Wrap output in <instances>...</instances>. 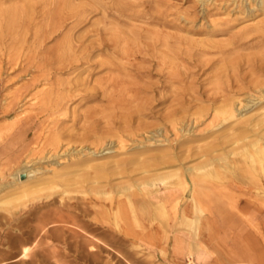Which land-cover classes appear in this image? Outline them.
<instances>
[{
	"label": "rangeland",
	"instance_id": "1",
	"mask_svg": "<svg viewBox=\"0 0 264 264\" xmlns=\"http://www.w3.org/2000/svg\"><path fill=\"white\" fill-rule=\"evenodd\" d=\"M50 1L0 0V184L10 182L12 174L26 162L28 166L48 167L56 159H48L47 156L70 148L80 150L86 146L90 151L96 148L95 138L82 143L78 140L84 131L79 128L77 122L79 115L91 109L99 110L104 106L99 99L81 105H77V102L68 103V113L58 118L47 119L45 113L37 115L36 121L33 122V131L26 138L23 135L20 139L23 124L29 121L27 118L36 116L34 99L41 98V91L50 89L52 81L42 80L36 88L30 87L29 96L24 98L28 93V90L24 92L25 85L31 77L40 75V72L34 69L26 71L19 66L24 65L28 57L38 59L52 55L66 37L80 39L85 43H97L101 33V36L108 40L114 54L111 55V51L106 49L96 51L91 56L92 61L102 63L113 60L121 69L122 75H126V81H131L140 88H147L148 94L141 96L144 101L148 100V108H151L154 114L144 112L136 123L133 134L122 137V143H118L116 136L106 138L97 147H110L104 149L103 153L115 150L114 153L105 155L104 160L107 161L132 156L131 159L136 160L134 172L129 165L127 169H130L116 175L57 176L48 173L44 174L46 178L39 189L34 192L26 191L28 197L8 188L2 190L0 264H162L142 244H135L130 234L131 231H146L159 224L163 227L164 223H160L152 215V208L146 212L140 210L143 196L137 188L138 183L162 172L177 170L185 182V188L175 186L176 190L183 192V198L176 201L170 209L166 206V223L169 226L177 223L178 210L185 205H190L198 216H209L212 212H226L221 218L227 217L229 213L239 214L240 208L236 207V202L242 197L238 192L243 189L249 193L253 191L255 196L249 198L258 202L256 194L259 192L255 189L264 181V167L260 165V157L248 138L252 141L257 137L261 138V144L264 146V122L260 123L264 120L258 121L259 117L264 118V111L261 113V110H258L264 106V15L259 10L249 6L247 1L246 6L250 13L241 14L232 0H225V7L224 0H73V4L78 2L86 7L83 13L84 21L78 28L69 30L70 25L62 27L38 42L34 38L35 33L44 25L39 16L44 11H49L50 7L46 3ZM254 27H258L260 32H252L245 47L230 45L225 52L220 53L218 50L198 45L201 41L227 42L244 29ZM201 50L203 53H199ZM112 73L117 74L110 72L106 67H97L94 70L88 68L82 76L98 80ZM53 76V79L58 81L76 78L75 74ZM16 78L19 79L16 81ZM233 81H236L235 85H239L241 89L222 93V102L219 100L212 105L201 96L202 93L215 95L219 93L220 84ZM250 100L254 103L260 102L259 107L252 108L243 116L246 118L255 113V117L253 114L250 120L240 117L238 111L232 119L224 120L228 117L227 114L222 115L215 111L217 105L220 107L225 101L236 105L237 102L244 104ZM172 110L176 114L173 115ZM256 124L257 126L253 127ZM67 131L71 132V139ZM149 136L152 137L151 140H148ZM137 144L139 147L134 148ZM236 144L241 147L239 151ZM188 145L190 149L187 148ZM233 145L237 148L234 153L231 151ZM197 150L201 151L199 156ZM112 155H116V158H109ZM157 155H165L168 160L163 163L154 161ZM222 155L228 157L227 167L214 163V166L205 168L210 170L211 174H190L192 178L185 172L187 167L204 166L208 159ZM203 159L205 161L202 162ZM67 161L64 156L58 164L53 165L61 169L66 167ZM139 162L142 165H138ZM145 162L149 163V166ZM144 163L149 167H144L149 169L146 170L147 174L150 172L148 175L142 170L144 168H141ZM152 164L157 165L152 167ZM251 164H255L254 167ZM70 168L77 173L81 169L72 166ZM130 171L135 175H131ZM253 173L255 174L251 175ZM89 184L93 185L92 188ZM115 185L116 188H113ZM123 187H127L129 191L119 192ZM97 188L99 189L96 190ZM33 194L39 197L30 199ZM46 194H50L48 198H45ZM262 198L258 204L264 208V194ZM130 204H133L135 212L131 210ZM94 217L104 221L97 223ZM126 233L130 235H125ZM24 249L26 254L18 258Z\"/></svg>",
	"mask_w": 264,
	"mask_h": 264
},
{
	"label": "bare ground",
	"instance_id": "2",
	"mask_svg": "<svg viewBox=\"0 0 264 264\" xmlns=\"http://www.w3.org/2000/svg\"><path fill=\"white\" fill-rule=\"evenodd\" d=\"M72 1L73 0H51L49 3H46V5H49V7H50V8H48L49 11H47V12L44 11V13H42L39 16V17H41V21L43 22L44 25H42L41 30H38L35 33V36H34V38L38 42L41 39H46L49 35H52L53 33L57 32L62 27L65 28L68 25H70L69 30H73V29H75L78 25H80L84 21L83 13L85 12V10H86L85 8L86 7L84 6V4H78V2H77V4H73ZM198 1L202 2V1H206V0H198ZM215 1H218V0H215ZM247 1L249 2V6H251L253 8H256L257 10H259L261 12V14L264 15V0H232V3L236 4L239 13H241V14H245V13L249 14L250 13V11H249L250 9L247 8V6H246V2ZM225 3H226V1L224 0V5H223L224 7L226 6ZM15 20H18V19H15ZM263 24H264V22H263ZM252 32L258 33V32H260V30H259L258 27H254L253 29L246 28L242 32H240V34L238 36H236V35L232 36L227 42H213V41L205 42V41H201L200 43H198V45L203 47V48L205 47V48H209V49L218 50V52L221 53V52H225L226 48L228 46H230V45H235L237 47H239V46H244L245 47L247 45L248 39H249V37H250ZM98 36H99V39H98L97 43H92V42L91 43H85L84 41H82L80 39L73 40L72 37H66L65 40L63 41V43L60 45V47L57 48L55 53H52V55H50L48 57H45V58H38V59L37 58L36 59H34V58L32 59L31 57H28L26 63L24 65H22V66H19V68H25L26 71H30V70L34 69V70H37L38 72H40V75H38L36 77L35 76L31 77L29 82L25 85L24 92L28 90V93H27V95H25L24 98L29 96L30 87H35L36 88L38 85H40L39 83L42 80H47L48 82L52 81L50 89H48L47 91L46 90L45 91L42 90L41 91V95H40L41 98L36 97L34 99V100H36V102L34 101L35 103L33 104L35 106L34 109L37 111L36 112V116L27 118V120H29V121H27V123L23 124V130H22L23 134L21 133L20 139H22L23 135L26 138L27 135H29V133H31L33 131V127H34V123L33 122L36 121L37 115L45 113L46 116H47V119L58 118L59 116H64V115H66V113H68V111H67L68 110L67 109V104L68 103H72L73 104V103L77 102V105H81V104H84L86 102L99 99L100 102H102L104 106L102 108H100L99 110L91 109L87 113L79 115L78 116V120L79 121L77 122L79 128L84 131L83 135H81V137H79L78 140L82 143V142H85V141L89 140L90 138H95L96 139V141H95V147H96L95 150L90 151L89 148L86 149V146H85V148L83 147L80 150H73L72 148H70L68 150L62 151L61 153L58 152L55 155L49 156L50 158L47 156L48 159H51V157L56 159L55 161L53 160V163H51V165H48V167L28 166L27 165L28 162H26L24 165L20 166L12 174V176H11L12 180L10 182L0 184V192L2 190H5V189L8 188L11 191H15V192L21 193L23 196H27V192L26 191L30 190V191L34 192V190L39 189V186L43 183V180L46 178V177H44V174H48V173L55 174L57 176L64 175V174H75V175L78 174V176H79V174H104V175L105 174H115L116 175L117 173L125 172L126 170L130 169L131 167H132L133 172H134V168H136V166H135L136 160L131 159L132 156L131 157H126L124 159L123 158L112 159L111 161L108 159L109 161H107V160H104L105 155L106 154H112V152L114 153L115 150L114 151H111V150L108 151L107 150L108 153H106L107 151L105 153H103L104 149H109L110 147L109 148H102V149L101 148L97 149V147L99 145H101L106 138H111V137H116V136H117V139L119 141L118 143L119 144L122 143V137H124V136L128 137V136H131L133 134V132H134L133 129L137 126L136 123L139 122V118L142 115H144V112L149 111V115L150 114L153 115L154 112L152 111L151 108H148V104H147L148 100L144 101L143 97L141 96V94H144V95L148 94L147 88L143 89V88H140L138 86H135L134 83L131 82V81H126L125 80L126 75H122L121 69L119 68V66L117 64H115L113 62V60H110L108 62H106V61L103 62L102 61V63H100V62L97 63V62L92 61L91 56L96 51H102V50L106 49L107 51H111V55L114 54V51H113L111 45L108 43V40L104 39V37L101 36V33ZM86 37H87V34H86ZM170 40H172V39H170ZM150 42H152V41H150ZM150 44H152V43H150ZM36 46H37V48H39V44L36 43ZM41 46H42V44H41ZM118 48H120V46ZM199 53H203L202 50ZM225 63H228V62L225 61ZM227 66H228V64H227ZM97 67L98 68L106 67V68H108L110 70V72H116L117 74L113 75V73H112V75L104 76L102 78H99L98 80L97 79L96 80L95 79L92 80V79H89L88 77H83L82 76L83 72L85 70H87L88 68H92L94 70ZM245 67H246V65H245ZM231 72H232V70H231ZM53 74H67V75L75 74L76 78L75 79H71V80L58 81L56 79H53V77H54ZM223 77H224V75H223ZM231 77H233V76H231ZM18 79L19 78H16L15 80L17 81ZM217 83H218V81H217ZM217 83H213V84L217 85ZM235 84H236V81H233V82H231L229 84H220L219 85V93H217V90H216L217 94H215V95H206V94L202 93L201 96L203 98H205L206 100H208L212 105H215L221 99L220 97H222V93H224V92H232V91H236V90H240L241 89L239 87V85H235ZM216 87H218V86H216ZM174 88H175V86H174ZM236 101L237 100H235V102ZM237 103L238 104L235 105L234 103H230L228 101H225V103L222 104V106L218 107V105H217V108H216L215 111L218 112V113H221L222 115L223 114L224 115L227 114L228 117L225 118L224 120H226L228 118H231V117H234V114L237 111H238L237 113L240 115V117H243L252 108L259 107L258 103H260V102L258 101L257 103H254L252 100H250V101H248V102H246L244 104L241 101L237 102ZM219 104H221V103H219ZM258 110L259 111L261 110V113H262V111H264V106L259 107ZM258 110H257V112H259ZM172 112H173V110H172ZM206 112H208V111H206ZM218 113H217V116H218ZM172 114L174 115V114H176V112H173ZM172 114L168 115V118L171 117ZM253 114H254V117H255V113H253ZM253 114L252 115L249 114V115L252 116V118H253ZM256 114H258V113H256ZM200 115H201V113H200ZM215 116H216V114H215ZM250 116L246 117V118L243 117V118H245L246 120H247V118H249V120H250L251 119ZM176 117H178V116H176ZM196 117H197V115H196ZM160 119H162V118H160ZM194 120H196V118H194ZM216 120H218V119H216ZM260 120H264V118L261 119L259 117L258 121L260 122ZM262 122H264V121H261L260 123H262ZM255 123H257V122H255ZM251 124H253V123H251ZM257 124L253 125V127L254 126L256 127ZM231 125L233 126V124H231ZM231 125H230V127H231ZM261 126H259V127H261ZM181 129L182 128H180V130ZM230 129L231 128L228 129L229 133H230ZM112 130H115V131H112ZM254 130H256V129H254ZM251 131H252V129H251ZM256 131H258V130H256ZM67 132L69 133V134L67 133L69 139H71V136H70L71 132L70 131H67ZM183 134H185V133H183ZM219 134H216V135L218 136ZM225 134H226V132H225ZM263 134H264V132H263ZM222 135H223V133H222ZM230 135H231V133L228 136H230ZM213 138H216V137H213ZM231 138H233V137H231ZM242 138H246V137H242ZM249 138H248V140L249 141L251 140L250 142H252L251 146L254 148V151L256 152L258 157H260L259 160H260L261 164L260 163L259 164L263 168L264 167V146L261 144V138L257 137L253 141H252V139H249ZM151 139H152V137H150L148 140H151ZM221 139L223 140V138H221ZM224 139H225V137H224ZM248 140H247V143H248ZM232 141L234 142V140H232ZM245 141H246V139H245ZM137 142L139 143V141H137ZM111 143H112V141H111ZM240 144L242 145L243 143L240 142ZM123 145H124V143H123ZM209 145H211V144H209ZM110 146H111V144H110ZM235 146H237V144ZM235 146L233 145V147H231V148H233V150L231 149V151L233 153L235 152L234 149L238 148L237 151H239L241 149V147L239 148L238 146H237V148H234ZM242 146H244V144ZM138 147H139V145L137 144V145H135L134 148H138ZM187 148L190 149L191 147L189 148V145H188ZM187 148L185 146V149H187ZM197 151H198L197 155L199 156V151L200 150H197ZM243 152L245 154L246 149H244ZM249 152H251V151H249ZM158 153H156V154H158ZM236 153L239 154L238 152H236ZM248 153H246V155ZM139 154H143V153H139ZM154 154H155V152H154ZM216 154H217V152H216ZM251 154H252V152H251ZM186 155H187V153H186ZM64 156H65V158L67 157V159H68V161H67L68 163H67L66 167H62L61 169H57V167H54L53 164H56V163L58 164V161L60 159H64ZM146 156H148V155H146ZM146 156L144 158H146ZM261 156H262V158H261ZM114 157L116 158V155H112L109 158H114ZM212 157H213V154H212ZM227 158L228 157L226 155H222L221 157H218V158H210V159L207 158L208 159V161L206 160L207 164H205L204 166H201V167H191L190 166V167L185 168V172L187 174H189V175L190 174H192V175L193 174L194 175L195 174L196 175L197 174H202V175L211 174V171L208 170V169H205V168L207 166H212L214 163H220V166L222 164V165H225L227 167L228 166ZM154 159H155L154 161H157V162H160V163H163L165 160H168V159H165V155L154 157ZM231 159H232V157H231ZM241 159L242 158H240V160H239L240 162H241ZM142 160L146 161L147 159H142ZM203 161H205V160L203 159L202 162ZM140 162L138 163V165L141 164ZM246 162H248V161H245V163ZM39 163H40V160H39ZM145 163L143 164V166H141V168H144V167L146 168V167L149 166V163H146L148 166H146ZM172 163H174V161ZM200 163H198V164H200ZM237 164H238V162H237ZM129 165H130V168L127 169V167ZM156 165L154 166L152 164V167H156ZM253 165H255V164H253ZM71 166L74 167V168H81L82 170L80 169V171L77 173L76 170H72L70 168ZM165 166H167V164H165ZM51 167H53V168H51ZM138 167H140V166H138ZM150 167H151V165H150ZM158 167H159V165H158ZM216 167H217V165H216ZM253 167H252V169H253ZM141 168H139V169H141ZM145 168L142 169L144 172L146 170H149L148 169L149 167L147 169H145ZM160 168H163V167H160ZM152 169H154V168H152ZM236 170L238 171L237 168H236ZM143 171H141V173ZM150 171H151V168H150ZM164 171H167V170H164ZM253 171H254V169H253ZM147 172L148 171H146L145 173L147 174ZM159 172H161V171H159ZM246 172L249 173L248 171H246ZM259 172L260 171L258 170V173ZM238 173H239V171H238ZM130 174H131V171H130ZM179 174H181V173L179 171H177V170L162 172V173H160L158 175H155V176L153 175V177L143 181L142 183H138L139 185H137V188L142 193V196H143L141 207H139L140 210H143V211L145 210V212H146V211H149L152 208V211H153L152 215L156 219H158L160 221V223H164V222L166 223V221H167V215H166L167 211H166V207L164 205L163 197H165L167 192L170 193L169 191L175 190L176 189L175 186H180V187L185 188V182H184V180L182 179V177ZM254 174L255 173H253L251 175H254ZM131 175H135V174H131ZM142 175H143V173H142ZM192 175H190V177ZM220 175H221V172H220ZM238 175H240V174H238ZM68 176L72 177L71 175H68ZM75 177H74V179H75ZM81 177L82 176L80 175L79 178H81ZM98 177H101V175H98ZM66 178H69V177H66ZM124 180H126V179H124ZM135 181H136V179H135ZM221 181H223V180H221ZM126 182H127V180H126ZM71 183H73V182H71ZM116 183H118V182H116ZM123 183H125V182H123ZM65 184H67V183H65ZM65 184H63V185H65ZM118 185H120V184H118ZM122 185L124 186V184H122ZM43 186H45V185H43ZM57 186H58V184H57ZM90 186L92 188L93 185H90ZM110 186L112 187V185H110ZM121 187L122 186H120V188ZM113 188H116V185L113 186ZM98 189L99 188H97L96 190H98ZM200 189H201V191L203 190L202 188H200ZM10 190H8V191H10ZM107 190L109 191V189H107ZM30 191H28V192H30ZM125 191H129V189L127 187L126 188L123 187L121 190H119V192H121V193H123ZM194 191H195V189H194ZM185 192H186V190H185ZM202 192H200V193H202ZM202 194L204 195V193H202ZM49 195L50 194H46L45 198H48ZM206 196H207V193H206L205 197ZM38 197H39L38 195L33 194V195H31L30 199L34 200V199H37ZM203 197L204 196H202V199H203ZM118 198H119V196H118ZM110 199H111V197H110ZM199 203H200V201H199ZM194 204H195V202H194ZM130 205H131L130 206L131 210L133 212H135L134 211V207L132 206L133 204H130ZM175 205H177V204H175ZM195 211H196V209H195ZM225 213L226 212H224V214ZM58 220H59V218H58ZM94 220L97 223H101L102 221H104V220H101V219L98 220L96 217H94ZM194 222H195V220L189 218V216L186 214V212H184L183 213V217H182V219L180 221V225H183V226H185V225L189 226L190 225L191 226L192 223H194ZM196 225H197V223H196ZM125 235H129V234L126 233ZM25 254H26V249H24L21 252V255L18 258H21ZM189 255H192V253H189Z\"/></svg>",
	"mask_w": 264,
	"mask_h": 264
},
{
	"label": "crops",
	"instance_id": "3",
	"mask_svg": "<svg viewBox=\"0 0 264 264\" xmlns=\"http://www.w3.org/2000/svg\"><path fill=\"white\" fill-rule=\"evenodd\" d=\"M255 190L259 192L257 201L261 202L264 181ZM169 192L163 199L170 209L184 195L176 189ZM252 192H238L242 194L236 202L239 214L229 213L221 218L224 214L212 212L198 216L190 205H185L178 210L177 223L169 226L164 222L163 227L159 224L146 231H131V239L162 264H264V208L249 198L255 196ZM184 212L195 220L191 226L180 225Z\"/></svg>",
	"mask_w": 264,
	"mask_h": 264
}]
</instances>
